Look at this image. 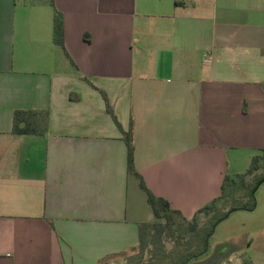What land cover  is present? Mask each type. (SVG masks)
<instances>
[{
	"label": "crops",
	"instance_id": "0c3cea01",
	"mask_svg": "<svg viewBox=\"0 0 264 264\" xmlns=\"http://www.w3.org/2000/svg\"><path fill=\"white\" fill-rule=\"evenodd\" d=\"M54 7L63 48L48 3L0 0V264H98L154 221L99 91L132 123L146 187L186 219L264 149V0ZM15 110L47 113L46 133L14 135Z\"/></svg>",
	"mask_w": 264,
	"mask_h": 264
},
{
	"label": "trees",
	"instance_id": "16d2710c",
	"mask_svg": "<svg viewBox=\"0 0 264 264\" xmlns=\"http://www.w3.org/2000/svg\"><path fill=\"white\" fill-rule=\"evenodd\" d=\"M38 3L46 2L53 8V44L63 48V18L62 14L54 7V0H34ZM105 103L107 114L115 125L121 130L127 149V171L137 177L139 187L145 192L147 202L150 205L154 221L152 223H140L138 225V242L128 251H139L140 256L147 254L154 256L153 250L164 235L166 238L173 236V231H178L176 248L180 252L171 258L161 251V261L158 264H189V262L204 253L208 237L213 233V226L225 218L228 211L252 210L255 206L253 189L257 183L264 179V149L254 155L248 169L242 174L226 173L220 187V195L195 212L191 219H186L180 211L171 207L170 203L155 196L145 185L141 176L134 167V144L132 137V123L127 132H124L118 123L107 97L103 91H99ZM47 113H39L31 110H15L12 119V133L14 135H42L47 131ZM257 172H260L257 175ZM249 178H253L252 185L247 184ZM243 190L242 198H232L231 206L227 211L215 214L218 202L224 201L235 189ZM211 214V215H210ZM215 214V215H214ZM199 215L211 216L207 223L198 222ZM177 225V226H176ZM175 226V228H174ZM163 243V242H162ZM161 247L164 246L162 245ZM218 264V263H217Z\"/></svg>",
	"mask_w": 264,
	"mask_h": 264
},
{
	"label": "rangeland",
	"instance_id": "374dc122",
	"mask_svg": "<svg viewBox=\"0 0 264 264\" xmlns=\"http://www.w3.org/2000/svg\"><path fill=\"white\" fill-rule=\"evenodd\" d=\"M33 1L26 0V3ZM259 174L260 172H257V175ZM247 180L249 185L254 182L253 178ZM242 196L243 190L236 188L224 201L218 202L215 214L227 211L232 204L231 199L242 198ZM254 200L255 206L252 210H235L228 217L217 222L207 240L206 251L191 260L189 264H211L219 255L227 257L233 251L239 252L248 264L250 262L262 264L264 260V182L256 188ZM210 215H199L198 222L207 223ZM178 236V231H173V236L168 238L163 235L153 250L152 258L151 255L148 257V253L140 256L139 251L135 250L109 256L98 264H158L162 257L161 251L170 258L180 252L176 248ZM222 259L223 257L220 261Z\"/></svg>",
	"mask_w": 264,
	"mask_h": 264
},
{
	"label": "water",
	"instance_id": "95a60500",
	"mask_svg": "<svg viewBox=\"0 0 264 264\" xmlns=\"http://www.w3.org/2000/svg\"><path fill=\"white\" fill-rule=\"evenodd\" d=\"M263 182H264V179H261V180L257 183L256 187L253 189V192H252L253 194H254L256 188H257L259 185H261ZM234 211H235L234 209L228 211L227 214H226V216H225V218L228 217V216H229L232 212H234ZM214 227H215V225L213 226V230H214ZM208 238H209V237H208ZM205 251H206V249H205ZM222 257H223L222 255H219L217 258H215L214 261H212L211 264H217V263L220 261V259H221Z\"/></svg>",
	"mask_w": 264,
	"mask_h": 264
},
{
	"label": "built area",
	"instance_id": "2783aa9c",
	"mask_svg": "<svg viewBox=\"0 0 264 264\" xmlns=\"http://www.w3.org/2000/svg\"><path fill=\"white\" fill-rule=\"evenodd\" d=\"M204 61H205V63H210V56L205 55Z\"/></svg>",
	"mask_w": 264,
	"mask_h": 264
}]
</instances>
